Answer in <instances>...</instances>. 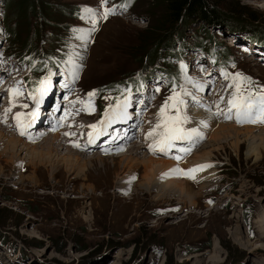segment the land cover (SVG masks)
Here are the masks:
<instances>
[{"label": "rangeland", "instance_id": "obj_1", "mask_svg": "<svg viewBox=\"0 0 264 264\" xmlns=\"http://www.w3.org/2000/svg\"><path fill=\"white\" fill-rule=\"evenodd\" d=\"M211 1L213 7L226 13L232 6L241 10L243 16H247L246 11H255L256 21L264 23V0ZM6 2L0 0V81L3 80L0 131L19 138L15 114L36 108L30 95L39 97L44 80H50L49 88L57 89L49 99L52 87L45 102L46 105L50 100V108L41 107L46 111L44 124H48L58 101L69 104H61L60 122L67 123L61 124V132L49 130L33 142L32 138L48 129L39 125L22 137L13 153L8 151L6 139L0 136V264H264V130L260 129L264 123L240 124L234 118L213 115L221 97L224 102L220 103V109L227 111L226 101L234 90L229 84L236 73L249 77L253 90L264 87V44L257 43L248 28L208 24L194 16L198 18L181 26L187 43L182 38L177 41L172 51L175 54L178 51V58L158 49L154 59L157 69L146 81L149 84L131 92L129 127H133L131 136L125 139H133L126 146L105 151L100 146L104 141L98 143L96 139L95 143H87V133L91 131L88 125L99 121L110 103H117L118 100L112 99L119 93L115 92L117 87H99H107L121 71L130 72L142 66L145 54L156 50L139 43L137 37L140 29L160 24L165 17L159 2L107 0L104 5L101 0H39L52 9L54 19L45 23L37 15L27 20L11 18ZM105 7L113 9V14L102 19L100 14ZM85 9H92L96 15L89 17ZM92 19L96 20L95 24ZM12 25L16 36L8 31ZM56 30L65 41L63 38L56 41L52 52H46L44 48L50 46L47 38L51 37L45 34L52 35ZM29 35L34 36L32 39L40 50L34 56L28 52L31 49L25 51L19 46ZM195 36L213 45L209 50H201L194 45ZM222 43L231 48L224 67L214 62L222 61L225 52ZM67 47L81 52L76 72L65 78L63 63L56 65L53 61L67 55ZM44 57L49 61H44ZM168 62L175 71L172 79L180 78L177 85L165 82ZM36 67L40 70L34 71ZM225 73L229 74L228 79ZM189 80L206 85L199 91ZM66 83L67 88L63 87ZM189 84L193 86L190 88ZM181 88L193 90V95H199V101L205 105L196 106L189 97H183L187 101L184 111L191 118L192 107L220 124H231L239 130L211 140L200 128L203 138L198 142H178V147L190 148V152L173 149L168 155L153 154L148 144L154 137L146 139V133L157 122L159 109L173 89L179 92ZM13 89L22 95L13 96ZM93 89L98 93L100 106L93 99L95 111L89 113L82 110L84 105L80 101L87 102ZM13 103L16 106L4 122L2 108ZM24 104L28 107H22ZM64 110L72 113L74 123L68 112L62 113ZM141 121L144 125H140L141 132L135 135ZM68 124L72 125L66 132H75V136L62 132L70 127ZM186 127H195L193 119ZM109 131L119 132L121 137L126 134L124 128H109ZM55 133H59L58 140L45 141ZM110 141L115 142V138ZM74 142L81 146L75 147ZM49 143H53L52 154L43 153L39 158L27 152L26 147L32 146H36L35 151L46 152ZM97 145L101 149L95 148ZM177 155L182 159H174ZM194 155L199 161L192 164ZM148 157L173 163L171 170L211 166L193 173L195 179L159 168L154 179H160L150 182L145 169ZM163 176L185 181L194 192L193 199L180 194L175 186L164 191Z\"/></svg>", "mask_w": 264, "mask_h": 264}, {"label": "snow or ice", "instance_id": "obj_2", "mask_svg": "<svg viewBox=\"0 0 264 264\" xmlns=\"http://www.w3.org/2000/svg\"><path fill=\"white\" fill-rule=\"evenodd\" d=\"M101 3L106 5L107 0H101ZM85 12L89 17H94L96 13L92 9H85ZM110 14H113V9L105 7V10L100 14L102 19H107ZM84 18V17H82ZM93 24L96 23L95 19H92ZM95 28H93V31ZM85 39V37H81ZM225 79H228L229 74L225 73ZM189 83H193L194 87L202 91L204 85L195 84L191 80ZM252 81L249 77L243 76L240 73H236L232 77V83L229 84V88L234 90L231 93L230 98L226 101L227 111L220 109V103L224 102V98L221 97L216 104L217 111L213 113L215 116L223 115L225 119H235L237 123H264V87L257 90H253ZM50 80H44L41 82V88L39 89V97L36 95H30V98L35 102L36 108L29 113L17 112L15 114L16 126L20 129V135H27V128L32 127L38 118V108L42 102L43 96L47 94L49 90ZM63 87L67 88L68 84H64ZM127 95L124 96L123 100H118L115 105L109 104L108 108L103 113L102 118L95 124L88 125L91 129L87 133L88 144L95 143L102 135H106V130L112 124L117 122H123L131 119V115L128 113V108L131 107V89H125ZM139 91V89H138ZM159 91V89H156ZM13 96L22 95L18 89L12 90ZM97 95L95 91L88 93V101H80L84 105L82 110L88 111L89 113L95 111L94 104L92 103L93 98ZM189 97L194 105L204 107L197 96L193 95L185 88H181L179 92L173 89L172 95H170L164 103L161 105L158 112V119L155 125L146 133V139L154 137L151 143L148 144V148L153 154L157 152L168 155L173 149H177L179 152L188 153L190 148L178 147V142H189L195 143L199 139L203 138V133L198 127H186L191 122V117L187 114L184 109L187 107V101L183 97ZM105 99H111L105 97ZM16 105L13 103L10 107L4 109V122H7V114L12 111V108ZM22 107L27 108L28 105L24 104ZM208 110L211 111V106H208ZM22 117H27L25 121ZM200 125L207 127L206 121H200ZM53 131L56 129L53 128ZM66 136H75V132H66ZM75 147H80L79 143L74 142ZM122 150V149H117ZM107 151V149H105ZM177 161L181 160L182 157L177 155L174 157ZM211 165L197 166L196 168L184 170L176 168L170 170L176 174H182L189 176L191 179H195L193 173L196 171H202L204 167H210ZM167 175V174H165ZM134 179V177H133Z\"/></svg>", "mask_w": 264, "mask_h": 264}, {"label": "trees", "instance_id": "obj_3", "mask_svg": "<svg viewBox=\"0 0 264 264\" xmlns=\"http://www.w3.org/2000/svg\"><path fill=\"white\" fill-rule=\"evenodd\" d=\"M159 2L163 15L165 16L160 24L147 25L146 27L140 29V33H138L137 40L139 43H144V46H150V48H155L156 50L152 53L151 51L145 54V57L141 60L142 66L137 67L130 72L125 70L121 71L118 75V78H114L107 87L100 86V89H107L113 87H121V86H134L136 82H138L139 78L143 80H149L154 76V71L157 69V61H155V52L158 49L167 52L169 56L175 54L172 50H175V46H177V41L179 38H182L183 43H187L185 41V35L183 34V29L181 26H186L189 21H193V18H198L201 21H204L208 24H222L225 23L232 29L236 28H248L249 33L252 38L257 42L264 44V23H258L257 13L255 11H246L247 16L242 15V11L238 10L235 7H230L233 9L229 13L224 11H219L217 8L213 7V3L211 0H156ZM7 10L10 9L12 14L9 15V18H13L15 16V20L17 17L22 19H28L30 16H35L41 18V21L44 23L53 20L52 9L47 6L46 2H39V0H7L6 2ZM232 12V13H231ZM198 16V17H194ZM7 19V23L10 22V19ZM206 25V24H205ZM8 31L11 35L16 36V32H14V25L8 27ZM37 36V33H35ZM47 37V42L50 43L48 49L45 47L46 52L51 53L52 49L56 45V41L63 38V34L59 31H53L52 35L45 34ZM34 37V36H33ZM31 35L24 38L19 42V46L21 49L29 50L28 52L33 56L40 53V50L37 49L38 45ZM194 39V45L197 46L201 50H209L210 46L213 45V42L202 39L201 37H197ZM182 43V44H183ZM154 46V47H153ZM181 47V45H180ZM221 47L225 49V52L222 53L223 57L221 63L229 60V56L231 53V48L222 43ZM20 49V50H21ZM43 49V50H44ZM150 49V50H152ZM166 50V51H165ZM170 52V53H168ZM178 52V51H177ZM174 55V57L178 58V53ZM42 53V52H41ZM140 62V60H139ZM220 62V61H217ZM172 66L170 62H168V68L165 74L169 76H173L175 71L171 69ZM36 70H39L40 67H36ZM163 70V69H161Z\"/></svg>", "mask_w": 264, "mask_h": 264}, {"label": "bare ground", "instance_id": "obj_4", "mask_svg": "<svg viewBox=\"0 0 264 264\" xmlns=\"http://www.w3.org/2000/svg\"><path fill=\"white\" fill-rule=\"evenodd\" d=\"M78 44V43H77ZM230 44H232V42L230 43ZM69 50V49H68ZM70 54H71V56H70V58H69V61L71 62V63H75V62H78V59H79V55H80V52H79V50L77 49V48H75V47H72V49L70 48ZM83 52V51H82ZM81 56H82V54H81ZM80 56V57H81ZM53 91H52V94H51V96L54 94V91H55V87H53V89H52ZM3 93V91L2 90H0V96H1V94ZM49 102H50V100L47 102V104H46V106L47 107H49ZM61 102V101H60ZM56 107H57V109H58V111L56 110V112H54V115L52 116V119H55V120H58V121H60V116H59V105H56ZM130 110L128 109V113L130 114V112H129ZM189 113L192 115V119H193V122H194V124H195V126L196 127H198V128H201V129H203V131L204 132H207V134L206 135H208V139H211V140H217V139H219V138H224V137H226L227 135H229L230 133H235L237 130H239V128L238 127H235V126H233V125H231V124H220V123H218L219 121H216L213 117H211V116H209L208 114H206L205 112H203V111H201V110H196V108H190L189 109ZM131 115V114H130ZM42 118H43V116H40L39 117V120H38V124H37V121H36V124L37 125H41V121H42ZM3 120H4V117H3ZM26 121V120H25ZM132 120L131 119H129V120H127V121H125V124H126V126H123V124H124V121L123 122H117L115 125H111L110 127H108L107 128V130H106V135H102V136H100L99 138H98V143L99 142H101V141H104V143L102 144V145H100V144H98V145H100V146H102L103 147V150H105V149H107V150H111V149H116V148H121L122 147V145H125V144H129L130 143V141L133 139L132 137H128L127 139H125L127 136H131V131H132V125H130L131 127H129V124H131L130 122H131ZM200 121H206V123H207V127H203V126H201L200 125ZM133 123H136V122H132V124ZM36 125V126H37ZM52 125H53V123H52ZM36 126H34V125H32V127H30V128H27L26 129V131H27V135H28V132H29V130H31L32 128H34V129H36ZM47 130H44V131H42V133H38L34 138H32L33 139V142H36V140L37 139H39V138H42L46 133H47V131H49L50 130V126H49V124H47ZM10 128V127H9ZM109 128H114V129H118V128H124L125 129V132H126V134H125V136L123 137H121L120 135H119V132L118 133H111V131H109ZM244 129H246V130H252V129H255L254 127H245ZM260 129H263L264 130V126L262 127V128H260ZM17 130H18V136H19V138H17V137H15V136H12V135H10V136H8V135H6V134H8V133H6V132H4L3 130H1L0 131V136L2 137H4L5 139H6V143H5V145H6V147H7V149H8V151L9 152H11L12 151V153H13V150H14V146H19V144L22 142L21 140L23 139L22 137H24V136H22V135H20V129L19 128H17ZM120 130V129H119ZM42 134V135H41ZM33 135H35V133L33 134ZM41 135V136H40ZM123 135V134H122ZM118 136H120V137H118ZM58 137H59V133H55V135H52V136H50V138L48 137V138H46L45 139V141H47V139H50L51 141H56V140H58ZM114 139L115 138V142H113V141H110L111 139ZM125 139V140H124ZM136 140V139H135ZM256 140V139H255ZM264 140V139H263ZM110 141V142H109ZM33 142H31V143H33ZM258 142V141H257ZM45 143H47V142H45ZM97 144V143H96ZM96 144H94V145H96ZM26 146L28 145V144H25ZM48 146H47V150H46V152L44 151H35L33 148L34 147H36V146H32V147H26V149H27V152L28 153H32V154H34L35 156H37V157H39V158H41V155H43L44 156V154H47V153H49V154H52L51 152L54 150V148H53V143L51 144V143H49V144H47ZM97 145V146H98ZM252 145V144H251ZM105 146V147H104ZM114 146V147H113ZM121 146V147H120ZM126 146V145H125ZM22 147H25V146H22ZM124 147V146H123ZM255 149V148H254ZM42 150V149H41ZM1 151H3L4 152V150H1ZM130 152H131V150H130ZM44 153V154H43ZM202 156V155H201ZM70 157V156H69ZM73 157V156H72ZM199 157V156H198ZM193 158H195L192 162V164H194V163H196L197 161H199V160H197L198 158H196V155H194V157ZM201 158V157H200ZM66 159H68V158H65V160ZM148 160V162H147V166L145 167V169L148 171V173H147V176H149V180H150V182H152V181H158L159 179H160V177H158L157 178V180L156 179H154V177H155V175L157 174V170H159V168H161L162 170L164 169V170H166L167 168V170H171V168H172V164H171V162H167V161H164V160H154V158L153 157H148L147 158ZM203 159V158H202ZM44 160V159H43ZM68 160H70V159H68ZM205 160V159H204ZM80 161V160H79ZM154 161H155V163L156 164H154ZM175 169V168H174ZM159 172V171H158ZM164 178H162L161 177V180H162V182H163V189H164V191H167V190H169V189H171L172 190V187L173 186H175L176 187V189H177V191H179V193L180 194H182V195H184V196H188V198L190 199V200H192L193 199V197H194V192H193V190H192V188L185 182V181H183L182 179L180 180L179 178H177V177H167V176H163ZM175 184V185H174ZM175 189V190H176Z\"/></svg>", "mask_w": 264, "mask_h": 264}]
</instances>
